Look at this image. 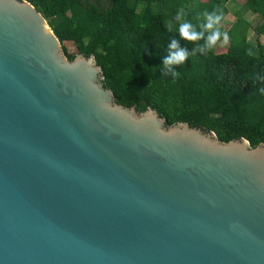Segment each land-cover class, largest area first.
<instances>
[{
  "label": "water",
  "instance_id": "1",
  "mask_svg": "<svg viewBox=\"0 0 264 264\" xmlns=\"http://www.w3.org/2000/svg\"><path fill=\"white\" fill-rule=\"evenodd\" d=\"M28 0H0V264H264V143L124 106Z\"/></svg>",
  "mask_w": 264,
  "mask_h": 264
},
{
  "label": "trees",
  "instance_id": "2",
  "mask_svg": "<svg viewBox=\"0 0 264 264\" xmlns=\"http://www.w3.org/2000/svg\"><path fill=\"white\" fill-rule=\"evenodd\" d=\"M28 1L70 60L78 53L96 57L118 103L152 107L167 125L187 122L225 142L264 143V44L248 39L252 27L264 36V0H241L242 11L261 16L257 24L237 11L228 28L223 22L231 0ZM67 42L78 51L70 52Z\"/></svg>",
  "mask_w": 264,
  "mask_h": 264
},
{
  "label": "rangeland",
  "instance_id": "3",
  "mask_svg": "<svg viewBox=\"0 0 264 264\" xmlns=\"http://www.w3.org/2000/svg\"><path fill=\"white\" fill-rule=\"evenodd\" d=\"M100 2L102 3V5H107L108 4V0H100ZM240 2V3H239ZM241 0H231L228 3V9L229 12L226 14L225 20L223 22V26L225 28L230 27V25L233 23V21L237 18L238 16V12L237 11H241V13L244 15V17L246 19H248L253 25L257 24L260 20H261V16L258 13H253L251 11H247L245 10L242 11L241 10ZM248 39L253 42L255 45H257L259 42L264 44V36H258L253 27L251 28L249 34H248ZM229 44V38H225L221 43V47L220 48H224L227 47V45ZM68 50L70 52H77V46L76 44H74V42H67L66 43Z\"/></svg>",
  "mask_w": 264,
  "mask_h": 264
},
{
  "label": "clouds",
  "instance_id": "4",
  "mask_svg": "<svg viewBox=\"0 0 264 264\" xmlns=\"http://www.w3.org/2000/svg\"><path fill=\"white\" fill-rule=\"evenodd\" d=\"M210 19H212V17H209ZM217 19H219V17H217ZM183 35L187 36L188 35V32L187 31H184L183 32ZM210 42L214 45L215 44V38L214 37H210ZM180 60H183L185 59V57L183 56V54H181V56L179 57ZM175 75V73H174Z\"/></svg>",
  "mask_w": 264,
  "mask_h": 264
}]
</instances>
